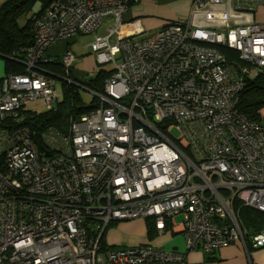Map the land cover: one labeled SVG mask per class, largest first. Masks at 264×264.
I'll list each match as a JSON object with an SVG mask.
<instances>
[{
    "label": "built area",
    "instance_id": "1",
    "mask_svg": "<svg viewBox=\"0 0 264 264\" xmlns=\"http://www.w3.org/2000/svg\"><path fill=\"white\" fill-rule=\"evenodd\" d=\"M50 1L33 7L28 72L2 79L0 121L39 98L53 106L55 77L34 69L52 44L106 23L89 46L112 71L69 133L44 131V151L26 127L0 126V264H185L188 250L264 246V227L249 233L233 204L264 212V105L258 121L237 108L245 79L264 71V0H186L188 18L141 38L121 32L137 0ZM219 46L247 64L227 63ZM76 60L63 51L66 70ZM139 217L180 233L185 251L101 250L110 224Z\"/></svg>",
    "mask_w": 264,
    "mask_h": 264
},
{
    "label": "trees",
    "instance_id": "2",
    "mask_svg": "<svg viewBox=\"0 0 264 264\" xmlns=\"http://www.w3.org/2000/svg\"><path fill=\"white\" fill-rule=\"evenodd\" d=\"M37 2H40L43 7L51 5L50 0H5L0 5V59L3 62L2 74L0 76V96L3 94L2 79L4 76L28 72L25 64L26 50L35 40V28L33 24L35 13L33 7ZM28 13H31L30 17L27 18L23 25H19L18 19ZM98 30L90 33L94 34L92 40L96 35L101 36V34L97 33ZM219 49L225 55L227 63L236 66V68L244 67L247 64L239 58L236 50L226 48L225 46H219ZM34 69L37 72L53 75L56 80L59 79V83L56 81L59 97L56 98L51 108H45V110L41 111L26 108L29 102L24 103L17 109L20 119L15 120L10 116L4 121H0V126H5L7 123L14 127H26L29 129L39 151H44V144L46 143L42 135L44 131L52 129L59 133L67 134L74 120L98 106V97L97 100L94 98L89 105L83 103L78 92V84L95 92L97 96L98 93H103L104 81L112 70L100 69L96 72L94 78L80 80L72 75L71 69L66 70L62 63L55 62L51 56L39 59ZM253 71L254 74L245 79L244 90L237 108L248 119L258 121L260 120L258 110L264 105V71L257 66ZM233 204L234 206L236 205L238 215L249 233L254 234L264 227V212L243 205L237 199L233 201ZM147 218L149 219L147 223L148 238L151 240L158 233L154 219L151 217ZM169 226L167 224V228ZM103 235L104 233L100 237L99 245L101 246V250H108L110 248L104 243Z\"/></svg>",
    "mask_w": 264,
    "mask_h": 264
},
{
    "label": "crops",
    "instance_id": "3",
    "mask_svg": "<svg viewBox=\"0 0 264 264\" xmlns=\"http://www.w3.org/2000/svg\"><path fill=\"white\" fill-rule=\"evenodd\" d=\"M4 1L0 0V5ZM187 8H189V2L186 0H137L122 14L121 32L140 35V30L143 33L154 29L156 31L160 28L162 22L166 20L178 19L180 16L185 18L183 13ZM69 39H76V36ZM61 42L50 45L46 54L50 56L57 54L63 48ZM2 68L3 62L0 59V76ZM33 101H30L27 106ZM112 224L107 231L105 230L106 242L110 246L153 245L185 251V242L182 235L175 233L174 230L173 233L157 234L159 236L150 240L148 238L147 221L143 217L117 221ZM124 228L129 229L130 233H127L128 235L122 234L121 231ZM185 256V264H264V246L252 247L248 244L245 248L242 242L237 240L211 252H205L201 249L188 250L185 251Z\"/></svg>",
    "mask_w": 264,
    "mask_h": 264
},
{
    "label": "rangeland",
    "instance_id": "4",
    "mask_svg": "<svg viewBox=\"0 0 264 264\" xmlns=\"http://www.w3.org/2000/svg\"><path fill=\"white\" fill-rule=\"evenodd\" d=\"M189 9H190V7L187 8L188 11L186 10L183 13V15H185V18L189 17ZM32 11H33V9H32ZM30 15H31V13H28L25 16H21L18 19L19 25H23L25 23V21L27 20V18L30 17ZM180 18H183V16H180ZM174 20H176V19H174ZM174 20L173 19L166 20V21L162 22L161 26H164L165 24H167L171 21H174ZM154 31H155V29L147 31V32L145 31V33H142L140 35H136L134 37L135 38H141L143 36L148 35L149 33H153ZM104 32H105V30H104V26H103L98 30L97 33L102 35V34H104ZM93 36H94V34H89V35L79 34V35H77L76 39L63 40L61 42L63 44V48L57 54H54L51 57L54 58L55 62L57 61L58 63H61V56L63 54V51L69 50L77 57V60L74 62L73 67L71 68L72 75L74 77H76L77 79H80V80H89L91 78H94V76L98 70H100V69L101 70H109L112 68V64L110 62L102 63V64L97 63L95 52H93L91 50V48L89 47V45H87L92 40ZM114 36L111 37V41L115 40ZM56 81L59 83V79H57ZM78 85H79V86H77L78 92H79V94L82 98V101L85 105L91 104V102L94 100V98H96V100H97V96H96L95 92L89 90L88 88L82 86L81 84H78ZM96 103H97V101H96ZM27 107L31 108L32 110H37V111L45 110V108H46L44 103L42 102V100L40 98L31 102L30 105H28ZM171 132L174 136H177L180 133V131L176 127H173ZM144 219H146V221L148 223L149 219L148 218H144ZM180 219H181V216L177 215L176 220L179 221ZM112 225L113 224H110L106 228V231ZM121 232H122V234H127V233L129 234L130 233L129 229H127V228H124ZM157 236H159V235L156 234L153 239H155ZM106 237H107L106 232H104L103 241L106 244V246L109 247L110 249L128 247V246H110L106 242Z\"/></svg>",
    "mask_w": 264,
    "mask_h": 264
}]
</instances>
